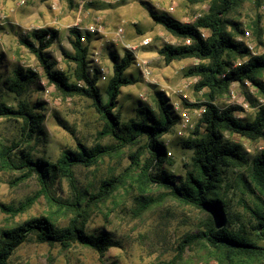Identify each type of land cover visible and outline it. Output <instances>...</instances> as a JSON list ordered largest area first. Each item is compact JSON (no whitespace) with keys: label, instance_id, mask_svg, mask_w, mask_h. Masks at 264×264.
Returning <instances> with one entry per match:
<instances>
[{"label":"rangeland","instance_id":"obj_1","mask_svg":"<svg viewBox=\"0 0 264 264\" xmlns=\"http://www.w3.org/2000/svg\"><path fill=\"white\" fill-rule=\"evenodd\" d=\"M207 9V0H0V100L13 107H16L18 99L24 98L30 104L41 103L40 108L34 110L42 114V133L34 136L26 148H30L34 157L43 156L55 161L62 150H75L77 141L87 147L116 143L111 137H98L103 122L89 98L63 95L48 82L41 64L28 45L32 44L34 49L41 48L35 32L48 30L51 33V42L41 50L48 60L55 62V70L63 71L73 80L74 64L64 54L72 52L69 30L77 28L81 41L89 46L88 72L92 73L95 67L108 71L104 80L99 75L97 84L102 92L112 73L111 54L122 56L127 50L123 44L137 45L146 37L150 38V44L138 47L136 55L149 61L151 75L145 79L132 63L126 74L133 81L120 88L115 110H118L122 120H127L134 116L135 108L141 104L157 112L158 100L162 99L177 116L176 123L161 137L170 162H166L164 167L174 174L183 175L192 150L182 143L191 136L200 118L199 108L188 107L184 103L203 102L206 100V89L196 90L198 77L188 75V69L198 64L197 59L184 58L166 63L158 54L157 49L161 45L186 44V40L181 41L167 32L150 18L148 12H163L181 22L193 23ZM229 19L241 30L236 33L228 27L233 39L246 48L247 40L251 42L253 49L247 48L249 55H264V0H242L231 11ZM257 19L262 28L260 40L252 31ZM95 23L102 26V31L88 32L87 28ZM118 29L122 30L123 43L115 35ZM244 30L250 32L249 39L242 36ZM47 39L48 35H45L43 40ZM245 60L239 58L234 65ZM15 69L34 72L33 81L20 97L15 96L6 85ZM260 80L264 86V74ZM231 93L234 98H231ZM262 100L264 92L258 87L232 82L228 91L217 95L213 102L219 108L235 106L234 116L252 120L258 109L264 106L261 105ZM243 103L247 106H243ZM183 111L189 115L186 124L181 120ZM20 124V118H0V144L15 137ZM222 136L230 143L240 144L249 161L264 149V133L254 140L228 131H223ZM139 144L140 147L126 146L115 150L91 166L74 167L78 185L86 195L95 192L102 179L120 174L123 176V183L100 203L84 225L87 232L110 234L116 242L114 246L100 255L93 249L77 244L63 251L58 245L31 241L15 250L11 264H168L175 255L176 241L186 232H196L206 214L166 195L167 190L160 186L150 187L143 195L138 192L133 180L138 169L130 155L141 148L138 163H142L147 155L142 148L143 141ZM17 176V172L0 170L1 203L17 206L38 192L35 175L13 184ZM226 180L224 196L232 226L243 227L259 245H264V238L254 233V220L248 210L254 200L251 191L244 187L248 182L253 189L249 184V169L230 168ZM52 191L57 196H70L68 183L62 177H57ZM142 197L156 201L143 210L139 203ZM40 215L50 216L58 226L66 225L72 217L70 212L58 211L50 206L40 195L26 211L14 217L0 212V228ZM178 264L215 262L205 248L195 247L193 250L186 249Z\"/></svg>","mask_w":264,"mask_h":264},{"label":"trees","instance_id":"obj_2","mask_svg":"<svg viewBox=\"0 0 264 264\" xmlns=\"http://www.w3.org/2000/svg\"><path fill=\"white\" fill-rule=\"evenodd\" d=\"M207 1V11L193 23L181 22L163 12H148L155 23L174 37L181 41L190 40L189 44H163L158 47V54L166 63L184 58L197 59L198 64L188 69V75L198 77L196 90L206 89V100L203 102L184 103L188 107L204 106V111L191 136L182 143L192 150L183 175L174 174L164 167L166 162H170L161 137L176 123L177 116L162 99L158 100L157 112L141 104L135 108L134 116L127 120H122L118 110H115L120 88L133 81L126 74L135 59L131 52L125 50L122 56L111 54L112 73L102 92L97 84L100 70L95 67L92 73L88 72L89 46L81 41V33L77 28L69 30L72 52L64 54L74 64L71 74L73 80L63 71L55 70V62L48 60L41 50L51 42V33L48 30L34 33L41 48L34 49L32 44L28 45L41 64L48 82L63 95L89 98L103 122L98 137H111L116 143L87 147L77 141L75 150H62L55 161L43 156L34 157L26 146L34 136L38 137L42 133V114L34 110L40 108L41 103L30 104L24 98L18 99L16 107H13L0 100V118L21 119L18 134L0 144V170L18 173L13 184L32 175L36 176L39 184L38 192L17 206L0 202V212L14 217L26 211L41 195L56 210L72 214L64 226H58L50 216L40 215L0 228V264H11L10 259L15 250L31 241L58 245L63 251L77 244L93 249L100 255L114 246L116 242L110 234L103 231L87 232L84 225L100 203L123 183V176L120 174L102 179L97 190L86 195L78 185L74 167L91 166L101 157L126 146L140 147L141 141L146 158L138 163L141 148L130 155L138 169L133 179L138 192L143 195L150 187L160 186L167 190L166 195L206 214L200 220L196 232H186L176 241L175 255L168 264H178L184 251L195 247L205 248L215 264H264V245H259L243 227L232 226L224 196L228 170L248 168L249 184L253 189L248 182L244 187L251 191L254 198L248 210L254 220L255 235L264 238V149L249 161L240 144L230 143L222 136L223 131L251 140L263 136L264 107L258 109L252 120H242L234 116L235 106L219 108L213 102L217 95L228 91L232 82L244 85V81L248 80L264 92L260 80L264 74V55H249L248 49L236 42L233 33L228 30L230 27L236 33L241 31L229 19V14L242 0ZM252 31L260 40L262 28L258 25V19ZM45 35H48L47 40H43ZM239 58L246 60L234 65V61ZM33 79L34 72L30 69H15L6 85L8 90L20 97ZM57 177L66 179L69 197L57 196L52 191ZM143 197L139 201L143 210L156 201Z\"/></svg>","mask_w":264,"mask_h":264},{"label":"built area","instance_id":"obj_3","mask_svg":"<svg viewBox=\"0 0 264 264\" xmlns=\"http://www.w3.org/2000/svg\"><path fill=\"white\" fill-rule=\"evenodd\" d=\"M87 30H88V32H91V33H98V32H101L102 31V26L100 24L98 25L97 23H95L94 25L89 26L87 28ZM121 32H122V30L121 29H118L117 32L115 33V35L117 36V38L120 39V40H121V37H122L121 36L122 35ZM242 36L245 39H249L250 32L248 30H244ZM121 43H123L122 40H121ZM188 43H189V40H186V44H188ZM149 44H150V38H146V37L145 38H142L137 45L128 44V43L127 44H123L126 47V49L133 54V56L135 58L134 59V66L139 70V72L143 75V77L145 79L149 78V76L151 75L150 64H149V61L146 58H144V57H138L136 55V51H137V48L138 47H140V46L141 47H146ZM246 46H247V48L249 50H252L253 49L252 43L249 42L248 40L246 42ZM241 62L242 61H239V62H237V64H240ZM99 70H100L101 78L104 80L106 78V76H107L108 71L105 68H103V67H100ZM236 83H238V82H236ZM244 85L247 86V87H253V84L250 81H248V80H245L244 81ZM231 98H234L233 93H231ZM261 103H262L261 105H264V100H262ZM243 106H247V104H244L243 103ZM199 110H200V114H201V112L204 111V106H201L199 108ZM181 120L185 124L189 121V115H188V113L186 111L181 112Z\"/></svg>","mask_w":264,"mask_h":264}]
</instances>
